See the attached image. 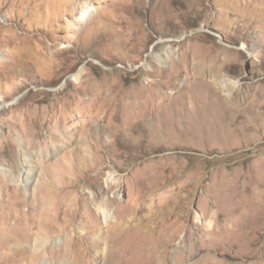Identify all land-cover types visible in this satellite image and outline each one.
Instances as JSON below:
<instances>
[{
  "label": "rangeland",
  "instance_id": "1",
  "mask_svg": "<svg viewBox=\"0 0 264 264\" xmlns=\"http://www.w3.org/2000/svg\"><path fill=\"white\" fill-rule=\"evenodd\" d=\"M0 163V264H264V0H0Z\"/></svg>",
  "mask_w": 264,
  "mask_h": 264
},
{
  "label": "bare ground",
  "instance_id": "2",
  "mask_svg": "<svg viewBox=\"0 0 264 264\" xmlns=\"http://www.w3.org/2000/svg\"><path fill=\"white\" fill-rule=\"evenodd\" d=\"M153 55H156V57L158 58V60H160V56L156 53H153ZM80 75V72L76 73L73 75V77L75 79H78ZM231 80L227 77V76H222L220 79H219V83H220V86L222 87H226L227 84L230 82ZM0 172H3V173H7L9 174V176L11 178H15L16 176H14V173L12 172V170L5 164L3 163H0ZM20 176V175H19ZM25 177H23V175H21V178L19 177L18 179H24ZM110 180V179H109ZM95 206H96V210L97 212L104 218V219H108V217H111V210L109 209V207L103 202V201H100V202H95ZM198 214V213H197ZM197 217H202L201 215H197Z\"/></svg>",
  "mask_w": 264,
  "mask_h": 264
}]
</instances>
